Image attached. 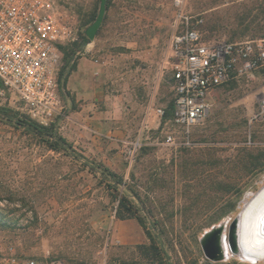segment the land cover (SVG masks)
<instances>
[{
	"label": "rangeland",
	"instance_id": "1",
	"mask_svg": "<svg viewBox=\"0 0 264 264\" xmlns=\"http://www.w3.org/2000/svg\"><path fill=\"white\" fill-rule=\"evenodd\" d=\"M57 1L74 30L76 40L69 44L78 42L99 0ZM253 1L111 0L94 53L106 96L96 105L105 117L86 123L88 116L79 114L82 103L74 107L71 96L67 104L61 95L59 130L73 147L71 156L50 150L26 129L0 118V212L14 224L0 226V254L13 249L20 256L65 264H148L136 249L150 243L144 229L136 237L129 220L120 227L116 218L124 186L117 193L89 168L101 165L154 205L151 219L162 221L160 229L172 243V264H248L238 255L210 262L200 239L228 217L239 216L264 187V72L213 91L208 117L192 129L189 140L178 130L176 148L165 144L170 121L157 116L158 125L146 127L144 113L152 97L164 110L174 101L168 64L173 36L189 26L207 41H231L243 3ZM214 26L218 29L211 31ZM0 107L11 116L33 119L18 97ZM139 138L142 146L131 166L124 142ZM187 171H195L193 180ZM228 180L239 185L237 194L225 193ZM230 204L233 211L219 219ZM140 217L146 221L143 212Z\"/></svg>",
	"mask_w": 264,
	"mask_h": 264
},
{
	"label": "built area",
	"instance_id": "2",
	"mask_svg": "<svg viewBox=\"0 0 264 264\" xmlns=\"http://www.w3.org/2000/svg\"><path fill=\"white\" fill-rule=\"evenodd\" d=\"M75 40L57 0H0V106L18 97L33 120L43 125L55 122L63 111L61 46ZM171 52L174 115L165 144L176 148L178 130L189 140L192 129L208 117L213 91L264 69V38L207 41L199 29L188 26L173 36ZM156 113L161 119L166 116L161 108ZM141 142L140 138L124 142L131 166ZM0 264L65 263L20 256L10 249L0 254Z\"/></svg>",
	"mask_w": 264,
	"mask_h": 264
},
{
	"label": "trees",
	"instance_id": "3",
	"mask_svg": "<svg viewBox=\"0 0 264 264\" xmlns=\"http://www.w3.org/2000/svg\"><path fill=\"white\" fill-rule=\"evenodd\" d=\"M102 1L105 2L104 7L106 11L111 0H99V5ZM243 5L245 6V9L238 16L239 23L237 28L232 32V40L230 42H236L234 40L246 37L249 33H254L253 36H256L255 39L264 38V0H254L253 2L243 3ZM98 10L99 8H96V10L93 11L86 20H84L80 29L78 42L61 46V50L64 53L65 64L60 72L59 88L60 93L65 100L67 97L70 98L71 96L67 91L68 79L76 70L78 61L85 52L86 46L91 42L86 35V29L97 19ZM213 29L217 30L218 26H214L213 28L211 27V31H213ZM261 70L264 72V69ZM235 83H237L236 80L231 81L228 84ZM70 102L75 107V100L71 98ZM173 115L174 101L166 109L164 122L172 120ZM0 118L14 123V125L18 128L26 129L29 134H33L35 137L40 139L52 151L59 153L62 152L69 156L73 153L72 145L68 139L60 133L59 122L61 118L56 119L55 122L49 125H43L33 119H30L29 117L22 116L19 113L11 116L9 109L5 107H0ZM89 166L93 173H100L103 178L111 182L117 193L121 190V187L124 186V189L121 192L122 195L120 197L119 207L117 208L116 218L121 221L137 220L140 226L144 229L150 243L136 246L138 254L141 258L146 260L148 264H172V259L169 255V249L172 243H170V240L166 236L167 232L161 231L160 229L162 221L158 219L152 221L151 219L155 216V209H153L154 205L150 203L151 205L149 206L146 202H144L140 192L128 187L124 179L115 172L101 165L97 167L91 165ZM194 174L195 171H187V179L193 180V177H195ZM251 175H254V172H251ZM227 182L231 185H226L224 187L225 193L228 196L237 194L239 192V185L237 183H232L231 180H228ZM218 187L216 188L217 190L219 189ZM233 209L234 206L231 204L227 208H222L219 219L230 214ZM142 212L145 215L146 221L140 217ZM148 224L152 225L151 230L148 228ZM0 226L14 227V224H10V221L6 219L5 213L3 214L0 212Z\"/></svg>",
	"mask_w": 264,
	"mask_h": 264
},
{
	"label": "crops",
	"instance_id": "4",
	"mask_svg": "<svg viewBox=\"0 0 264 264\" xmlns=\"http://www.w3.org/2000/svg\"><path fill=\"white\" fill-rule=\"evenodd\" d=\"M105 7L104 1L99 5L98 17L91 24L90 27L86 29V34H88V39L91 41L85 49V52L82 54L81 58L78 61L76 70L70 75L67 83V91L70 93L71 98L77 103H82L79 114L81 116H88L87 118L90 121L86 122L92 124L94 120L99 119L100 116H104L106 112L100 111L97 108L96 103L103 100V83L101 76V65L100 61L94 57L97 41L100 37V31L104 24L105 19ZM171 68V67H170ZM106 97V96H104ZM69 97H67L66 102L69 104ZM157 103V102H156ZM166 108V104H162ZM162 109V107L157 106L154 102V98H151L150 104L145 111V126L154 127L158 125L157 109ZM166 110V109H165ZM126 221H121L119 225L124 226L123 223ZM130 225L136 229V237H139L144 234L142 232V227L136 220H129ZM127 239L131 238V235L125 237Z\"/></svg>",
	"mask_w": 264,
	"mask_h": 264
},
{
	"label": "bare ground",
	"instance_id": "5",
	"mask_svg": "<svg viewBox=\"0 0 264 264\" xmlns=\"http://www.w3.org/2000/svg\"><path fill=\"white\" fill-rule=\"evenodd\" d=\"M264 187L250 199L239 215L238 256L242 262L258 264L264 259ZM225 250L228 260L232 257L230 245L226 240Z\"/></svg>",
	"mask_w": 264,
	"mask_h": 264
},
{
	"label": "water",
	"instance_id": "6",
	"mask_svg": "<svg viewBox=\"0 0 264 264\" xmlns=\"http://www.w3.org/2000/svg\"><path fill=\"white\" fill-rule=\"evenodd\" d=\"M239 216L235 219L228 217L220 224L206 231L200 239V244L207 260L212 263L225 262L227 254L225 250L228 240L233 255L239 254L238 246ZM264 231V221L262 223Z\"/></svg>",
	"mask_w": 264,
	"mask_h": 264
}]
</instances>
